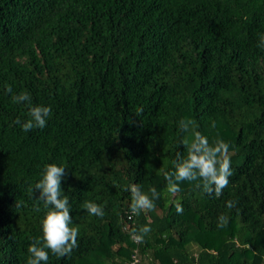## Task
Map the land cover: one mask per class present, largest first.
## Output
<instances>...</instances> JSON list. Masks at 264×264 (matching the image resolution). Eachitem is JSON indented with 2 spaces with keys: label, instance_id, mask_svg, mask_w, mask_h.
Listing matches in <instances>:
<instances>
[{
  "label": "trees",
  "instance_id": "1",
  "mask_svg": "<svg viewBox=\"0 0 264 264\" xmlns=\"http://www.w3.org/2000/svg\"><path fill=\"white\" fill-rule=\"evenodd\" d=\"M261 34L264 0H0V264H27L42 239L47 209L28 189L49 163L66 166L79 237L47 264H129L134 252L138 264H264ZM21 91L51 106L43 129L14 123L29 118L11 100ZM182 118L229 144L219 198L188 181L166 194L159 170L174 171L191 139ZM133 183L160 198L129 219ZM143 225L151 232L136 243L131 229Z\"/></svg>",
  "mask_w": 264,
  "mask_h": 264
},
{
  "label": "clouds",
  "instance_id": "2",
  "mask_svg": "<svg viewBox=\"0 0 264 264\" xmlns=\"http://www.w3.org/2000/svg\"><path fill=\"white\" fill-rule=\"evenodd\" d=\"M257 46L264 49V34L260 35ZM7 91L9 93L13 91L11 86L7 88ZM11 100L14 104L26 103L28 106L29 118L21 121L18 117L14 121L24 132L46 127L47 120L52 115L50 105L32 104L30 94L25 91L13 95ZM178 127L181 132L190 134L191 139L185 137L181 140V144L186 149V155L177 153L174 171H165L163 168L159 170L167 182L166 194L176 197V194L181 191L180 184L188 181L194 182L196 188L202 189L209 195L214 193L215 197L219 198L229 184V177L233 175L229 144L222 139L210 142L207 136L195 130L194 121L191 119L182 118L178 121ZM65 168L66 166L62 167L55 163L46 164L42 171V178L28 189L32 195L39 193L35 197L43 202L47 211L42 219V239L35 240L27 248L29 253L27 264H47L49 251L57 258H64L70 256L78 247L79 228L72 226L69 198L62 195L61 183L66 175ZM125 191L131 194L129 219L132 216H138L141 212L155 210V201L160 198L155 188L150 189L151 195H149L135 183L130 184ZM173 202L177 213H182L183 206L179 200L176 199ZM234 204V201L227 202L229 208H232ZM16 207H20L19 202L16 203ZM83 208L90 215L101 218L104 216L103 207L93 201L85 200ZM227 223L228 217L221 215L218 218L217 227L223 228ZM150 232V226L143 225L139 228L133 227L130 235L134 242L143 243L144 236Z\"/></svg>",
  "mask_w": 264,
  "mask_h": 264
},
{
  "label": "built area",
  "instance_id": "3",
  "mask_svg": "<svg viewBox=\"0 0 264 264\" xmlns=\"http://www.w3.org/2000/svg\"><path fill=\"white\" fill-rule=\"evenodd\" d=\"M131 260L129 262V264H138V258L136 256V252L133 253V255L131 256Z\"/></svg>",
  "mask_w": 264,
  "mask_h": 264
}]
</instances>
